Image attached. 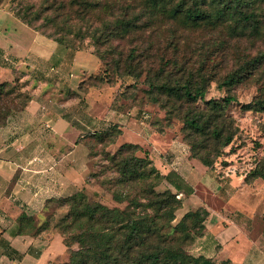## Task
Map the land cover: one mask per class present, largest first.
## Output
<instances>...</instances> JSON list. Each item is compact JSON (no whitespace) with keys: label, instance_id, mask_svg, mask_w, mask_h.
<instances>
[{"label":"trees","instance_id":"obj_1","mask_svg":"<svg viewBox=\"0 0 264 264\" xmlns=\"http://www.w3.org/2000/svg\"><path fill=\"white\" fill-rule=\"evenodd\" d=\"M43 3L42 9L32 13L30 7L19 1L16 13L8 12L29 29L65 48L71 49L70 41L65 40L70 39L67 34L78 41L88 40L92 48L85 50L117 76L138 80L145 74L144 82L150 92L156 90L158 95L167 97L162 107L181 112L190 158L209 170L214 168L237 133L234 119L226 112L237 99L227 94L221 99L204 100L206 88L221 72L219 86L230 88L243 80L252 81L257 67L264 65V48L253 56L229 57L224 37L226 32L230 39L259 38L264 28V0H44ZM50 10L51 14H42ZM166 22L184 27L207 25L218 32V41L214 39L218 45L211 54L212 77L192 70L188 59L180 63L177 55L169 56L168 48L177 50V42L176 37L164 41L162 26ZM245 32L250 37H245ZM167 66L171 67L169 71ZM247 67L253 68L251 74L240 73ZM90 78L92 82L85 89L84 81L79 83L81 91L118 86L117 82L105 83L109 81L99 75ZM258 91L259 95L252 101L241 105L243 110L264 113V83ZM30 100V93L17 85L0 83V127ZM153 100L161 104L158 97ZM198 100L203 101L204 107L196 106ZM92 134L100 143L106 140L113 143L122 130L120 125L111 124ZM82 140L89 149L86 135ZM140 151L143 150L139 144L124 142L108 159L117 174L113 198L125 202L123 208L91 203L83 192L77 191L65 198L47 200L46 212L51 203L59 206L45 215L39 225L32 216L22 213L18 217L20 232L34 235L58 232L69 254L68 261L62 264H212L211 258L195 257L185 250L203 236L208 211L198 207L186 212L181 221L187 230L178 232L172 226L181 205L176 194H189L192 189L175 171L160 174L146 151L143 156L137 155ZM163 180L175 193L170 189L155 190ZM260 240L264 247V238ZM74 244L78 245L77 249L72 248ZM226 263L223 260L222 264Z\"/></svg>","mask_w":264,"mask_h":264},{"label":"crops","instance_id":"obj_2","mask_svg":"<svg viewBox=\"0 0 264 264\" xmlns=\"http://www.w3.org/2000/svg\"><path fill=\"white\" fill-rule=\"evenodd\" d=\"M14 21L20 22L0 7V83L24 81L31 100L0 127V264H58L68 256L62 236L20 232L18 217L25 213L39 225L47 200L68 197L85 185L89 151L82 139L89 129L101 131L117 123L122 140L133 141L126 138L124 113L110 107L114 87L79 89L84 75L100 70L98 59L89 50L65 48ZM19 69L25 72L18 74ZM177 143L172 139L168 146ZM179 165L157 168L162 174L176 171L192 189L177 193L180 217L198 207L208 211L203 236L194 242L197 254L228 264H264L260 237L252 225L245 228L233 217L238 208L242 213L254 209V183L235 174L216 179L187 152ZM208 198L218 199V205L210 206Z\"/></svg>","mask_w":264,"mask_h":264},{"label":"rangeland","instance_id":"obj_3","mask_svg":"<svg viewBox=\"0 0 264 264\" xmlns=\"http://www.w3.org/2000/svg\"><path fill=\"white\" fill-rule=\"evenodd\" d=\"M19 1L30 7L33 10L32 13L38 11V9H42V5H45L43 3L44 0H0V7L15 14V8L19 6ZM46 13L51 14V10L42 12V14ZM102 17L104 16L102 15ZM14 22L19 24L23 29L30 30L20 22ZM163 31H165L163 33L164 41L167 39L171 41L176 37L177 50H173V47L170 46L168 48L169 56L173 57V55H177V60L180 63L188 59V65H191L190 68L192 70H200L206 77H212L214 60L211 54L218 45L214 41L215 38L218 41V32L216 30L207 25L184 27L176 22H166L162 26ZM245 33V37H250L248 36V32ZM224 34L227 40L226 47L229 57H233L235 54H240L241 57L253 56L258 50L264 48V28L259 38L254 40H251V38L248 40L245 38L242 40L230 39L226 32ZM66 36L70 38L65 40L70 41L71 50H90L92 48L88 40H75L71 34H67ZM154 68H157V65H154ZM106 69L107 67L102 65L97 73L84 75L82 78V81H84L83 88L85 89L92 82L90 77L95 75L102 76L106 81H109V83L105 82L107 84L117 82L118 86L109 91L110 107L124 113L129 130L128 137L126 138L133 141L132 143H138L143 150L142 152H138L137 155L143 156V152L146 151L160 174H162V169L157 168L158 166L163 167L165 164L173 163L175 168H179L180 161L184 159V153L187 152L190 155L189 146L184 138V131L182 129L181 112L174 111L169 106L162 107V102L166 101L167 97L158 95L156 90L150 92L148 85L144 82L145 74L138 80H135L130 76H117ZM170 69L171 67L167 66V71ZM23 72H25L24 69L18 70V74ZM252 72L253 68L251 67L240 71V73L247 75ZM222 74L221 72L218 75L220 77L215 78L208 84L204 100L221 99L227 94L234 95L237 102L230 104L226 112L234 119L238 130L233 141L224 148L223 154L216 160L214 168L208 169V171L212 172L216 179L222 176L229 178L235 174L239 177L243 176L245 182L249 185L254 183L252 195L257 196L256 199H252V204H255L254 209L242 213L243 210L238 208L236 209V215L233 217H236V221L239 222L238 224H242L245 228L252 225L251 229H254V233L258 237L264 238V113L246 111L241 108V105L249 103L259 95L260 91H258V87L264 83V65L259 68L257 67L256 73L251 76L252 81L243 80L230 88L218 85L223 78ZM253 77L260 80L255 81ZM11 84L17 85L22 91L30 92L29 88H26L24 81L17 80ZM154 97H158L161 100V104L154 101ZM196 106L199 108L204 107L203 101L198 100ZM144 114H147V117H144ZM88 131L86 134L89 145L88 170L85 185L79 191L83 192L91 203L98 202L110 208H123L126 203H119L113 198V193L117 190V186L115 185L117 174L111 168L108 159L110 155L117 151L119 145L124 142L125 137L123 140L122 137H119L113 143H108V140L100 143L92 133L103 130L92 131L89 129ZM172 139H177L181 144L177 143L170 149L168 144ZM155 140H163L164 143L160 144ZM153 144H156L157 147H153ZM165 189H170L175 193L174 188L164 180L155 187L156 191H164ZM214 199L208 198L212 207L218 205V199H215V201ZM57 206H59L57 203H51L45 215L48 216L52 209H55ZM181 219L182 217L176 211L172 226L178 232L183 233L187 230V225L182 223ZM195 240L187 245L185 250L188 254L197 257L199 256L196 250L198 246L194 245ZM72 248L77 249L78 245L74 244ZM68 259L69 254L66 261L62 263L67 262ZM211 261L213 262L212 264L223 263V260L217 261L212 259Z\"/></svg>","mask_w":264,"mask_h":264},{"label":"built area","instance_id":"obj_4","mask_svg":"<svg viewBox=\"0 0 264 264\" xmlns=\"http://www.w3.org/2000/svg\"><path fill=\"white\" fill-rule=\"evenodd\" d=\"M144 117H147V114H144ZM176 197L179 199L180 198V194H177Z\"/></svg>","mask_w":264,"mask_h":264}]
</instances>
